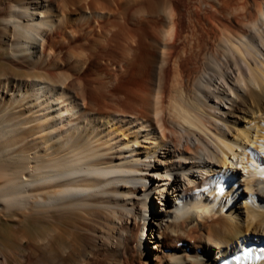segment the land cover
I'll return each instance as SVG.
<instances>
[{"label":"bare ground","instance_id":"bare-ground-1","mask_svg":"<svg viewBox=\"0 0 264 264\" xmlns=\"http://www.w3.org/2000/svg\"><path fill=\"white\" fill-rule=\"evenodd\" d=\"M46 1H20L11 6L9 21L14 22L18 39L9 43L10 37H2L8 48L15 46L26 52L37 37L43 54L53 46L44 36L49 30L46 5L37 17L33 12ZM57 1L96 16L100 28L107 32L103 41L115 42L121 54V70L136 68L137 51L150 37L147 28L158 25L155 33L156 28L150 32L152 37L160 35L156 84L144 89L143 96L131 98L135 105L128 111L113 106L96 109L92 101L87 104L83 92L71 90L69 76L46 67L44 73L40 70V77L32 75L36 78L33 82L14 81L11 92L10 79L0 81V218L10 217L18 225L22 216L45 217L55 223L70 216L93 221L104 239H117L118 247L127 250L135 238L144 264H264V238L256 235L264 234V213L254 216L255 220L248 214L243 225L233 207L242 170L245 191L256 186L259 205L264 208V177H258L259 167H264L263 159H258V150H264V127L260 130L256 123L264 118V0H204L213 8L205 10L211 21L206 33L211 36L212 48L205 39L209 36L199 28L201 20L195 21V16L191 24L187 21L190 31L180 30L181 9L157 8L149 3L148 10L143 7L139 16L128 19L127 12L132 13L135 6H131L140 0ZM64 27L57 26L55 32L62 33ZM199 32L207 36L206 42L201 36L200 40ZM179 41L182 45L176 52ZM192 58L201 61L202 75L197 74L201 69L197 73L187 70L186 61ZM171 62L175 85L166 91L163 69ZM55 81H60L59 85ZM154 92L161 97L153 98ZM208 93L220 103L210 104ZM227 101L232 103L230 108L223 106ZM227 108L258 120L237 126L235 135L229 137L232 126ZM238 165L239 170H235ZM160 170L171 171L173 178L160 176ZM219 174L231 176L224 180L217 177ZM154 183V189L159 188L156 192L152 191ZM203 186L208 190L194 194ZM151 213L156 225L148 226L147 238L158 251L150 250L137 233L138 219L146 221ZM77 222L79 226L81 221ZM88 222L82 221L85 226ZM191 224L199 234L193 233ZM251 233L257 238H251ZM12 234L14 243H19L20 237L15 231ZM173 239L177 243L169 244ZM60 242L67 243L64 238ZM180 242L186 245L179 246ZM48 245L53 246L51 242ZM0 255V264H10L7 254Z\"/></svg>","mask_w":264,"mask_h":264},{"label":"rangeland","instance_id":"rangeland-1","mask_svg":"<svg viewBox=\"0 0 264 264\" xmlns=\"http://www.w3.org/2000/svg\"><path fill=\"white\" fill-rule=\"evenodd\" d=\"M29 1L31 0H0V52H1L0 81H5L6 79H10L9 81L10 83L8 86L10 92L12 89H14L13 87L14 81L21 79L22 81L33 82L36 79V78L34 79V77H36L40 73V70L42 73H44L45 71L42 70L44 67H46L47 69H50V71L52 70L51 72L55 74L59 73L60 75L64 74L69 76V80H70L69 83L71 85V88H73L71 90L76 91L77 88L79 89L77 90V92L80 91L83 92L86 99L88 98L87 104L90 103L88 102V100L92 101L96 109L100 110L101 108H103L102 110H106L108 108H112L113 106V108L114 109L116 108L117 110L118 109L123 110L124 108L125 110L127 109L128 111H130L132 110L131 107L135 105L133 104L134 103L133 102L134 100H132L133 97L135 98L136 96L138 97L139 95L143 96L146 93L144 92V89L145 91H147L149 89L148 88L149 85L151 88L156 84L155 81L157 80L156 74L158 76V70H159L160 58H161L159 57L161 56L159 55L160 37H158L160 35L159 33L154 34L156 36L158 35L157 36V39H159L158 41L156 39V36L153 35L152 37L153 33L150 32H153V30L156 28V30H154L155 33V31H157L158 25L157 26L155 25V28L153 29H151L152 27H154L153 24H152L153 26L151 25L152 27L150 26V28L149 27L147 28L146 35L150 37L147 39L148 41L145 42L146 44H144L141 47L142 51L140 50V48L137 51V53L139 51L140 52L136 54V68H131L132 71L128 67L127 70L125 69L126 67L124 68V70L123 69L121 70L120 67V63L122 59L121 54L116 49L115 42L109 41L106 43V41H103L104 37L107 35V32L106 30H102L100 28V21L97 20L96 16L95 17L91 16L89 14V11L74 7L71 4H68V6L64 7V5L62 4L63 2L57 0H47L46 2L40 4L41 7L35 6L36 9L33 11L35 13V17H37V13L40 10H43L44 5H46L45 11L48 17L47 25L49 30L47 34H44V36L49 41L53 42V46L48 48L47 51H45L46 52L45 54L42 53L43 48L41 45L40 37H37V40L33 41L30 47H27L28 50L26 52H23L21 48H17L15 46L13 48L9 46L8 48L6 44L1 41V38L4 37L5 40H8L10 37L9 39L10 41H8L9 43L15 41V39L17 38L14 22H12V20L11 22L9 21L11 19L10 15L13 9L11 8V6L13 5L15 6L19 2L27 3ZM203 1L204 0H140L139 3L136 2L134 3V5H132L133 7L131 6V9H133L134 6L135 9L132 10V13L131 11H129L130 14L129 12H127L128 13L127 15H128V19L130 15L133 16L132 18L139 16L141 14L140 12H142L140 9L143 7L146 9L147 8L146 6H148L149 3H151L150 5L156 6L157 8H165V9L172 8L175 10L181 9L180 10L181 13L179 11L180 13L179 19L180 17L182 19H180L181 21L180 20L179 21H180V30L182 32L190 31L189 27L191 25L189 26L187 25V23L189 21H192V19H194L195 16L196 18L195 21H197V19L201 20L198 22L203 26V28H201L202 26L199 25L201 31L204 32L201 33L207 34L206 31L210 27L209 25L211 21H209L210 19L208 18V13H207V18L205 17L206 16L205 10H209L213 8L209 7L212 5L210 4L208 5V3H205L207 1L210 3L211 1L209 0L205 2ZM106 2L109 3V0H106ZM199 6H201V9ZM189 11L190 13L188 14ZM107 13L106 15L110 16V14ZM152 15L155 19H157L156 14H152ZM191 16L193 18L188 19V17ZM115 18L117 19V17ZM25 19L26 18H23V20ZM113 19L114 18L111 17V20ZM25 21L27 22V19ZM189 24H191V22H189ZM57 26H61V27L63 26L64 27L63 29L65 30L63 31L64 33L62 32L58 34L57 32H55ZM185 26L188 27L186 28ZM208 31H210V29H208ZM202 34H200L199 32L198 34L199 38L201 36V38L203 37L202 39H204L206 35L203 36ZM79 36H81V38H79ZM207 36H209V34H207ZM210 37L211 36H209V38H205V39H209L208 45L211 44ZM205 39L204 42H206ZM153 40L154 42H152ZM181 45H182V41H179L178 44H176L175 46L176 52L180 50L179 48L181 47ZM208 47L210 48L211 45ZM75 54L76 55L81 54L83 57L82 56L77 57ZM50 59H51L50 61L51 63L50 65H47ZM188 60L190 62H187ZM188 60L186 61L187 64L185 63L189 67V69L186 67L187 70L197 73V71L201 69V71H199L197 74L201 73L200 75H202L203 65L201 61L200 60L196 61L194 60V58ZM172 63L173 62L169 63V65H167L163 69L165 71V73L163 71L164 73L163 84L165 85L164 87L166 88V91H169L171 87L175 85L174 65ZM222 65H224L222 67H225L226 70V65L225 64ZM37 67L39 68V70L38 69L36 70ZM40 74L38 75L39 77ZM32 75L35 76L33 77ZM234 77L235 74L232 75V78ZM204 78L207 80V75L202 77V79L206 81ZM39 79L41 80L42 78ZM214 82H217L216 79L214 80ZM214 82H212L213 83L212 85L215 84ZM59 83L60 81H55V84L59 85ZM232 83L235 84V81H232ZM2 85L3 84L0 83V86ZM212 89L215 90V87L212 86ZM207 95L210 96L208 99L210 104H213V102L215 103V101L220 103L219 101H217V99L213 98V95L211 94L209 95V93ZM232 96L234 97V95ZM152 97L160 98L161 94L154 92ZM227 103L228 105L224 103H222L221 105L224 104L223 105L224 107L227 106L229 107V105H232L230 101L229 102L227 101ZM229 108L225 110L228 111ZM232 110L236 115L233 113L230 114ZM232 110L229 109L228 111L229 114L226 116L227 119H229L230 127L232 126L231 127L232 132L229 131L230 134H228L229 137H233L235 135L237 131L236 130L237 126L244 127L247 124L249 125L250 124L249 122L252 121V119H250L252 115H249L244 111H239V110L236 111V109L234 111V108H232ZM247 118H249L250 120ZM256 120H253L252 122L254 121L256 122ZM261 120L262 122L260 120L256 122L260 130H262L264 127V118L262 117ZM250 129L254 134L256 130L255 127H252ZM248 144L251 146L250 143ZM263 152L264 150H258V155H260V153L264 155ZM258 159L260 162H263L260 156H258ZM239 166L240 165H238V167ZM240 172L241 173L240 175L238 174V177L243 176V171L240 170ZM238 177L237 180L241 182V185L238 191H236L235 189V192H239V193H237V195H235L234 197L235 202L233 207L239 212L241 223L243 222L242 224L246 225L248 214L250 215V217H252L251 219L255 220L254 216H257L260 213L261 214L264 213V208L260 207L259 205V203H261V199L256 192L257 187L255 186L252 190H248L247 193L243 185L244 179L246 177L244 176V178L241 179H239ZM237 184L239 183L237 182ZM158 189L159 188L152 189V191L156 192ZM247 194H249L250 196ZM160 207L166 209L165 205L164 206L160 205ZM62 218L63 217L59 218L57 223H55L45 217L42 218L36 216H29V217L22 216L20 217V225H18V223H15V221H13V219H11L10 217L8 218V220H3L0 218V253L7 254L9 256L10 264H108V262L110 264V263H115L116 261L117 264H144L143 256L139 255L136 251L135 242H134L135 238L133 239V241L131 240L132 242L130 241L129 244L130 247L127 248L126 250L123 249L124 247L122 246L118 247L117 239L115 238L104 239L105 236H103L102 233L98 230V226L97 225L93 226L95 225L93 221L91 223L88 222L89 220H86L88 224H90L89 226H93L92 228L90 227L91 230H93V232H91L88 224L87 226H85L86 224L84 223L87 222L84 219H79L76 218L75 216L74 217L70 216L69 220ZM76 219L77 221H81L79 223L81 226L80 225L77 226L78 222L76 221ZM158 220L160 219L157 218L156 221ZM82 221H84V223H82ZM130 221L133 220L131 219ZM146 221H148L149 228H153L156 225L155 219H152V213L148 214V219ZM146 221L144 220V217H142V219L141 218L138 219V230H137L138 238H142V240L144 241V243H146V245L148 246V248H150V250L158 251V246H156L153 242H149L150 241L149 238L144 240V236L141 233V227L146 223ZM129 226L132 227V224H129ZM189 227L194 228L193 229L194 234H199V230H197L193 224H191ZM93 228L95 230L97 229L98 231L95 232ZM14 231L16 235L20 237V242H19L20 244L18 242L14 243V241L11 239L12 238L11 235H13L12 233H14ZM51 235L55 236V239H52ZM256 235L262 236V238H264V234L258 233ZM256 235L251 233L250 237L252 236L251 238L253 237L257 238ZM61 238H64L65 242L67 241V243L62 244V242H60ZM170 241L167 242L169 244L177 243L174 239L173 241L172 240ZM48 242H51L53 246L50 247L48 245ZM18 244L20 245V247L18 246ZM132 247L135 249H133ZM113 258L115 261L113 260Z\"/></svg>","mask_w":264,"mask_h":264}]
</instances>
